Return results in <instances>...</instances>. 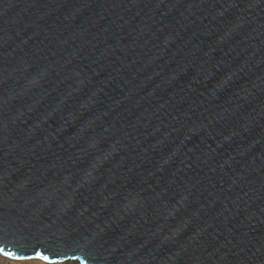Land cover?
<instances>
[{"label": "water", "instance_id": "water-1", "mask_svg": "<svg viewBox=\"0 0 264 264\" xmlns=\"http://www.w3.org/2000/svg\"><path fill=\"white\" fill-rule=\"evenodd\" d=\"M0 257L264 264V0H0Z\"/></svg>", "mask_w": 264, "mask_h": 264}, {"label": "bare ground", "instance_id": "bare-ground-1", "mask_svg": "<svg viewBox=\"0 0 264 264\" xmlns=\"http://www.w3.org/2000/svg\"><path fill=\"white\" fill-rule=\"evenodd\" d=\"M0 259H2L3 261H5V263L4 264H7V263H19V262H31V261H37V262H39V263H41V264H45V263H43V262H41V261H38V260H30V261H10V260H8V259H4V258H1L0 257ZM65 264V263H64ZM66 264H71V263H66Z\"/></svg>", "mask_w": 264, "mask_h": 264}, {"label": "rangeland", "instance_id": "rangeland-1", "mask_svg": "<svg viewBox=\"0 0 264 264\" xmlns=\"http://www.w3.org/2000/svg\"><path fill=\"white\" fill-rule=\"evenodd\" d=\"M4 263H5V261H3L2 259H0V264H4ZM19 263H21V264H41V263H39L37 261H35V262L34 261H31V262H19ZM7 264H18V263H7Z\"/></svg>", "mask_w": 264, "mask_h": 264}, {"label": "crops", "instance_id": "crops-1", "mask_svg": "<svg viewBox=\"0 0 264 264\" xmlns=\"http://www.w3.org/2000/svg\"><path fill=\"white\" fill-rule=\"evenodd\" d=\"M18 264H21V263H18Z\"/></svg>", "mask_w": 264, "mask_h": 264}]
</instances>
